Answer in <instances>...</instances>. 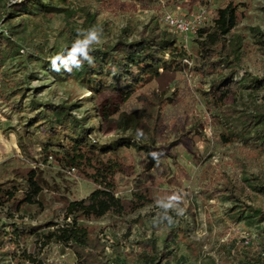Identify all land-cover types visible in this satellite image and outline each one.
<instances>
[{"label":"rangeland","instance_id":"1","mask_svg":"<svg viewBox=\"0 0 264 264\" xmlns=\"http://www.w3.org/2000/svg\"><path fill=\"white\" fill-rule=\"evenodd\" d=\"M14 1L19 0H0L1 28L6 23L5 8ZM205 1L208 6L192 4L191 0H69L60 8L72 11L73 17L56 13L24 18L27 19L26 27H19L22 17L6 24L20 54L6 65L5 70L24 95H11L6 87L0 86V93L8 98L7 102L21 107L20 113L12 111L0 97V185L11 183L13 171L36 167L43 172L46 182L43 212L35 218L5 219L3 222L5 227L2 229L6 234L9 235L14 226L23 234L17 248L19 253L32 252L42 264H79L72 250L55 244L38 255L34 250V237L30 234L50 222L63 223L62 199L82 200L96 188L78 171H65L52 161L44 164L45 155L38 144L25 153L21 150L19 138L25 134L42 140L40 133L29 125L42 110L38 104L77 105L74 115L87 117L88 127L95 128L92 137L98 142L110 143L123 136L115 130L107 131L103 126L88 86L75 79L62 80L47 72L43 68V56L60 51L67 53V48L78 38V30L92 27L101 30V42L90 46L101 49L115 45L125 31L130 40L136 38L154 20L161 23L162 29L168 30L161 19L166 11L176 7L187 15L202 8L222 9L233 2L240 6L241 13L237 32L243 36L250 52L244 57L241 75L247 72L262 78L264 51L256 44L254 30L264 33V0ZM214 17L209 16L211 23L207 27H212ZM90 18L94 22H89ZM176 39L189 56L199 49L197 37L188 41L180 36ZM27 56L32 57L29 62ZM185 60L188 68L184 74L165 75L161 81L141 89L123 106L122 110L127 113L157 107L162 118L157 138L159 146H163L169 156L148 171L144 157L134 150L123 151L127 173H133L132 169L134 173L130 177H118L119 194L130 199L137 187H147L154 201L150 207L124 219L106 217L86 223L92 235L103 238L107 244L106 255L112 264L117 259L119 264H139L136 254L140 241H155L159 255L169 230L177 231L176 241L169 244L171 264H176L177 259L181 264H250L245 261V256L264 257V241L259 238L258 229L232 224L227 217L231 203L220 196L229 181L243 183L248 179L247 186L258 185L257 179L264 181V155L251 152L239 142L222 143L223 124L208 110L201 93L207 89L208 80L193 70L192 58H187L189 64ZM26 61L27 66L23 64ZM28 72L33 76L28 78ZM157 95L163 101L160 107L155 98ZM256 100L264 105V94L256 96ZM248 101L245 94L236 109L251 110ZM242 200L248 206L264 209V197L252 188H245ZM169 204L172 206L165 207ZM113 243H118L120 255L112 251ZM9 249L6 255L0 256V264H16Z\"/></svg>","mask_w":264,"mask_h":264},{"label":"trees","instance_id":"2","mask_svg":"<svg viewBox=\"0 0 264 264\" xmlns=\"http://www.w3.org/2000/svg\"><path fill=\"white\" fill-rule=\"evenodd\" d=\"M192 4L208 6L205 0H191ZM69 0H19L5 8V33H0V86L6 87L11 95H24L19 85L5 70L6 65L17 58L20 48L15 43L8 22L22 17L19 27H26L29 17L64 13L68 17L75 14L69 9H62ZM239 5L230 3L218 10H209V16L215 15L212 27H204L199 31L197 43L199 49L193 56L187 55L178 44L176 35L169 29H162L161 23L154 20L132 40L125 31L115 45L104 48H91L88 52L93 57L89 65L83 62L80 69L69 62L67 65L56 61L55 68L51 59L62 54L66 60L67 53L55 52L43 56V68L54 73L62 80L75 79L88 86L95 98V110L107 131H117L123 135L110 143L93 139L94 127H88L87 117L74 115L77 105L38 104L42 110L29 121L41 135L39 141L28 133L19 138V145L24 153L38 144L45 155L44 164L52 161L65 171H78L84 179L96 186L85 199L69 201L62 199L63 223L50 222L45 228L35 229L30 235L34 237V250L43 254L51 245H59L73 251L79 264H112L107 259V244L103 238L93 236L86 226L87 222H98L106 217L124 219L153 204V198L146 187H137L130 199L121 196L118 177L128 175L123 158L124 150H134L147 161V170L156 167L159 160L169 154L163 146H159L157 128L162 122L161 113L153 108L144 107L132 113L124 112L127 104L141 89L159 82L165 75L184 74L188 68L184 59L193 60V70L208 80L206 90H201L208 110L223 124L221 140L224 144L242 143L251 152L264 155V105L258 103L256 96L264 94V76L254 77L245 72L241 75L244 57L249 47L244 44L243 36L237 32L240 23ZM88 18V16H86ZM2 17H0L1 19ZM89 22H94L90 18ZM256 32V44L264 51V33ZM71 47L67 48L70 50ZM31 56H27L28 62ZM23 64H26L27 61ZM26 68V67H25ZM56 68L59 71L55 70ZM67 68L72 71L68 72ZM29 77L33 75L27 73ZM247 94L251 110L238 111L236 104ZM2 100L12 111L21 112V107L8 103L3 93ZM24 97V96H23ZM162 106L159 95L155 97ZM152 104L153 101H152ZM140 130V131H138ZM126 137H125V136ZM14 179L10 184L0 185V256L8 253L10 248L12 260L16 264H42L33 253L26 250L19 253L23 234L18 227H12L10 234L2 229L5 219L35 218L45 209V180L43 172L38 168L13 171ZM258 185H246L250 182L229 184L222 190V198L231 203L227 217L234 225L244 224L256 227L259 238L264 241V209L248 206L242 200L245 188L264 197V181ZM245 183V185H243ZM7 210V213L4 211ZM44 230V231H42ZM8 236V237H7ZM9 238V239H8ZM177 231L169 230L164 246L158 255L155 241L138 242L139 251L136 260L139 264H171L172 256L169 244L174 243ZM112 251L121 254L118 243H113ZM250 264H264V257L258 255L245 256ZM119 259L113 264H119ZM161 262V263H160ZM180 259H177L176 264ZM123 264V263H122Z\"/></svg>","mask_w":264,"mask_h":264},{"label":"built area","instance_id":"3","mask_svg":"<svg viewBox=\"0 0 264 264\" xmlns=\"http://www.w3.org/2000/svg\"><path fill=\"white\" fill-rule=\"evenodd\" d=\"M161 22L177 37H183L186 41L197 37L199 31L210 25L209 10L207 8L193 10L187 15L180 7L166 11ZM4 28V27H2ZM0 26V33L6 31ZM189 64V60H185Z\"/></svg>","mask_w":264,"mask_h":264},{"label":"clouds","instance_id":"4","mask_svg":"<svg viewBox=\"0 0 264 264\" xmlns=\"http://www.w3.org/2000/svg\"><path fill=\"white\" fill-rule=\"evenodd\" d=\"M83 37V38H81ZM101 37H102V31L98 30L95 27H92L87 30H78V38L75 40V42L72 44L70 50H68V56L66 60L61 59L62 54L55 56L51 59L52 65L55 68L56 61L58 59L61 60V63H64L67 65L69 62L71 64L75 65V68L80 69L83 66V62L79 59V57H83L85 61L89 65L93 64V57H90L88 55V52L92 50L90 46L93 44H99L101 42ZM55 70L59 71L58 68ZM68 72H71V68H67ZM140 131V130H138ZM173 199H176L173 197ZM172 205H165V207H171Z\"/></svg>","mask_w":264,"mask_h":264}]
</instances>
